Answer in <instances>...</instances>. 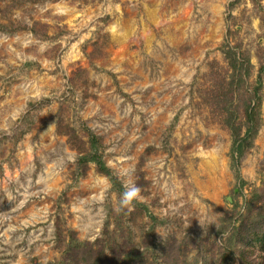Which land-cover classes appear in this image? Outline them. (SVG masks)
<instances>
[{"label":"rangeland","instance_id":"374dc122","mask_svg":"<svg viewBox=\"0 0 264 264\" xmlns=\"http://www.w3.org/2000/svg\"><path fill=\"white\" fill-rule=\"evenodd\" d=\"M263 219L264 0H0V264H264Z\"/></svg>","mask_w":264,"mask_h":264},{"label":"trees","instance_id":"16d2710c","mask_svg":"<svg viewBox=\"0 0 264 264\" xmlns=\"http://www.w3.org/2000/svg\"><path fill=\"white\" fill-rule=\"evenodd\" d=\"M234 56V55H233ZM237 63V61L232 60L230 64H232V69H235V64ZM226 92L221 93L220 97L217 98V103H222L223 107L222 109L224 110L226 105H228L229 101H230V91L229 90H225ZM257 109H258V104L253 105L252 107H250V100L247 102V104L245 105V107H243L242 110V115L244 117V119L246 120V123L249 124L252 121L256 120L257 117ZM226 127L228 129H240L236 128L235 121H231L230 117H227L226 119V123H225ZM234 135H238V132L236 133V130L233 131ZM239 140V139H238ZM98 165V171L102 174H104L105 176H110V171H108L106 169V167L102 164V162L98 161L97 162ZM110 181L112 183H114L116 180H114L112 177H109ZM264 220V219H263ZM259 226H263L264 225V221L259 222L258 224ZM254 236L250 230V228L248 229L247 227V221L244 222L242 225H240L237 229V231L235 232V242L237 244H239L241 246L240 249V264H250V262L248 261V257L245 255L248 251V249L250 248V246L252 245V240H253ZM89 250H92V246H88ZM101 252V253H100ZM83 253H85V251H83ZM106 260V256L103 255L102 250L98 252L97 255V260H99V264H102V259ZM77 264H80V261L76 260ZM134 264H143L142 262H135Z\"/></svg>","mask_w":264,"mask_h":264},{"label":"clouds","instance_id":"9594fccd","mask_svg":"<svg viewBox=\"0 0 264 264\" xmlns=\"http://www.w3.org/2000/svg\"><path fill=\"white\" fill-rule=\"evenodd\" d=\"M51 126V125H50ZM130 177V173H128ZM140 188L129 178L124 182V190L120 194L116 211L119 212L129 206L133 200L139 197Z\"/></svg>","mask_w":264,"mask_h":264}]
</instances>
